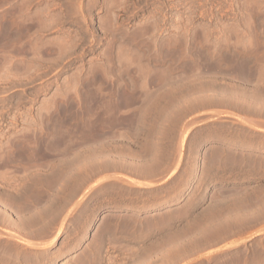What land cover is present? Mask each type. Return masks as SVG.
<instances>
[{
    "label": "rangeland",
    "instance_id": "374dc122",
    "mask_svg": "<svg viewBox=\"0 0 264 264\" xmlns=\"http://www.w3.org/2000/svg\"><path fill=\"white\" fill-rule=\"evenodd\" d=\"M238 112L264 120V0H0V264H152L171 238L157 264H264V216L185 238L188 134Z\"/></svg>",
    "mask_w": 264,
    "mask_h": 264
},
{
    "label": "crops",
    "instance_id": "0c3cea01",
    "mask_svg": "<svg viewBox=\"0 0 264 264\" xmlns=\"http://www.w3.org/2000/svg\"><path fill=\"white\" fill-rule=\"evenodd\" d=\"M261 121L264 120L247 112L218 114L188 134L182 163H192L200 171L196 184L194 174L185 197L179 200L207 201L199 217L211 213L214 218L234 217L242 223L243 218L264 216V184L256 183L258 170L264 169V133L257 127ZM159 184L164 185L160 182L157 187ZM217 221L214 228L221 225L228 232L245 227L243 223L237 227ZM252 224L247 222L246 227Z\"/></svg>",
    "mask_w": 264,
    "mask_h": 264
},
{
    "label": "bare ground",
    "instance_id": "6f19581e",
    "mask_svg": "<svg viewBox=\"0 0 264 264\" xmlns=\"http://www.w3.org/2000/svg\"><path fill=\"white\" fill-rule=\"evenodd\" d=\"M236 93V92H235ZM241 94V93H240ZM243 95H245V94H243ZM255 95V94H254ZM256 96V95H255ZM242 96H240V98H241ZM254 97V96H253ZM258 97V96H257ZM249 98V97H248ZM245 99V98H244ZM247 99V98H246ZM250 99H251V97H250ZM256 99H259V98H256ZM256 99H254V100H256ZM253 100V99H252ZM258 101V100H257ZM260 101V100H259ZM257 103H259V102H257ZM196 156V155H195ZM248 208V207H247ZM205 213H206V211H205ZM205 213H203V214H205ZM216 213V212H215ZM214 213V214H215ZM209 214H211V213H208V214H205L206 216H201V217H199L198 216V218H197V220L198 221H200V223H201V221H203V224H204V222H205V224L207 225H203L202 226V228L201 229H197L198 227H196V226H198V225H194V227H189L188 229H186L187 231L185 232L186 233V235H185V238L188 240V243L190 244L191 243V241H189L190 240V238L191 239H193V238H195V234H199V233H209L210 235H209V237H206L203 241H202V244H218V243H220L221 241H223L224 239V234L225 233H227L228 232V230H226L223 226H219V227H216V228H214V226L217 224V219L219 218V221L222 223V219L220 220V217L218 216V218L217 217H213V216H211V215H209ZM217 214V213H216ZM207 215H209V216H207ZM168 218V217H167ZM166 218V219H167ZM165 219V220H166ZM196 220V221H197ZM167 222H169V221H167ZM196 223H198V222H196ZM218 224H220V223H218ZM201 226V225H200ZM199 226V227H200ZM225 226V225H224ZM246 226V225H245ZM207 227V228H206ZM170 238H171V236H170ZM226 238V237H225ZM227 239V238H226ZM55 240V239H54ZM171 240H173L172 238L170 239V240H164V242H165V244L163 243V245L162 246H160V247H158V246H156V247H154V249L152 250L153 251V258H152V260H150V262L152 263V264H157V262L160 260V254L162 253V254H164L162 251L164 250V249H168V251H172L173 249L172 248H174L173 246H175L174 244H172L173 243V241H171ZM163 241V240H162ZM161 243V242H160ZM192 243H193V241H192ZM157 244H159V241H158V243ZM162 244V243H161ZM173 245V246H172ZM185 245V250H191V252H194V250L196 249V246H194V244H193V246L194 247H192V245L191 246H187L188 244H184ZM152 247V246H151ZM172 247V248H171ZM177 247V246H176ZM197 247H199V246H197ZM204 247H205V245H204ZM170 248V249H169ZM172 249V250H171ZM173 253V252H172ZM161 254V255H162ZM152 255V254H151ZM166 256H167V254H166ZM168 257V256H167ZM171 259H172V257H170ZM174 259V258H173ZM173 259H172V262H168L169 264H174V263H176L175 261H176V259H174V261H173ZM171 261V260H170Z\"/></svg>",
    "mask_w": 264,
    "mask_h": 264
}]
</instances>
